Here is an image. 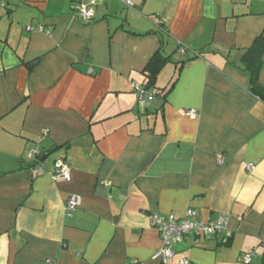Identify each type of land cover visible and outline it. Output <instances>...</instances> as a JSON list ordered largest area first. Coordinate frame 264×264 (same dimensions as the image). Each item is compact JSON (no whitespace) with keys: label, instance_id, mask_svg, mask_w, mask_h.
Wrapping results in <instances>:
<instances>
[{"label":"crops","instance_id":"1","mask_svg":"<svg viewBox=\"0 0 264 264\" xmlns=\"http://www.w3.org/2000/svg\"><path fill=\"white\" fill-rule=\"evenodd\" d=\"M82 1L92 22L71 0H0V264H160L148 216L187 208L228 230L177 257L264 264V101L238 68L264 36V0ZM158 51L170 62L148 92H169L147 111L133 84ZM58 158L69 182L51 178Z\"/></svg>","mask_w":264,"mask_h":264},{"label":"built area","instance_id":"2","mask_svg":"<svg viewBox=\"0 0 264 264\" xmlns=\"http://www.w3.org/2000/svg\"><path fill=\"white\" fill-rule=\"evenodd\" d=\"M71 11L81 21L85 23L92 22L94 19L95 9L94 1L85 4L82 0H71ZM5 4L2 2L1 6ZM28 31L30 27L26 28ZM38 30L47 35L49 31L42 27ZM181 54L184 50L180 51ZM91 72V70L89 71ZM133 89L138 91L140 98L144 97L145 100H152L154 96L145 91L142 86L133 84ZM191 117L196 115L195 111L187 112ZM47 136V131L43 130L40 134L43 140ZM42 152L38 147L30 148L25 153V159L34 163V173L41 175L43 173L41 168ZM51 171V178L53 181L69 182L70 180V166L63 158H58L53 162ZM245 170L250 171L252 166L245 165ZM81 199L77 196H69L64 203V212L67 217H72L73 213L79 208ZM149 225L159 235L161 240L160 249L153 254L152 260H157L160 264H189L188 260L183 257H177L174 251V247L184 243L185 239L192 238L194 240L209 239L215 237L228 230L229 219L227 216L219 215L214 221L202 222L199 220V214L197 210L193 208H187L184 214L180 217H176L174 214H158L152 213L148 216ZM253 253H246L242 257L243 264H250L253 258ZM130 264H137L136 261L130 262Z\"/></svg>","mask_w":264,"mask_h":264},{"label":"trees","instance_id":"3","mask_svg":"<svg viewBox=\"0 0 264 264\" xmlns=\"http://www.w3.org/2000/svg\"><path fill=\"white\" fill-rule=\"evenodd\" d=\"M263 54L264 36L260 34L254 40L252 45L244 51L238 66L242 72L248 75L250 93L262 101H264V87L259 83V73L262 66ZM169 62L170 58L163 56L160 51L155 53V55L149 60L144 68L146 83L142 87L145 91H150L155 88L157 76ZM182 65L183 64H181V67ZM168 92L169 90L164 94H161L159 97L164 100Z\"/></svg>","mask_w":264,"mask_h":264},{"label":"water","instance_id":"4","mask_svg":"<svg viewBox=\"0 0 264 264\" xmlns=\"http://www.w3.org/2000/svg\"><path fill=\"white\" fill-rule=\"evenodd\" d=\"M142 103H144L145 110H158L163 105L162 99H152V100H145L144 97L140 99ZM41 160H44V157H41Z\"/></svg>","mask_w":264,"mask_h":264},{"label":"rangeland","instance_id":"5","mask_svg":"<svg viewBox=\"0 0 264 264\" xmlns=\"http://www.w3.org/2000/svg\"><path fill=\"white\" fill-rule=\"evenodd\" d=\"M165 79H166V78L164 77V81H165ZM162 83H163V82H162Z\"/></svg>","mask_w":264,"mask_h":264}]
</instances>
